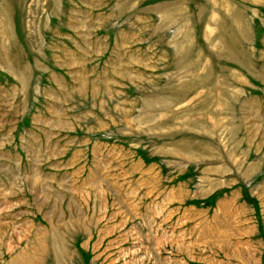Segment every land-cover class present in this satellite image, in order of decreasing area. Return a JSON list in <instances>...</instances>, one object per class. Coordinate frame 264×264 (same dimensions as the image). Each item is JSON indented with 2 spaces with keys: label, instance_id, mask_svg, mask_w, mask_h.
I'll use <instances>...</instances> for the list:
<instances>
[{
  "label": "rangeland",
  "instance_id": "1",
  "mask_svg": "<svg viewBox=\"0 0 264 264\" xmlns=\"http://www.w3.org/2000/svg\"><path fill=\"white\" fill-rule=\"evenodd\" d=\"M0 264H264V0H0Z\"/></svg>",
  "mask_w": 264,
  "mask_h": 264
}]
</instances>
